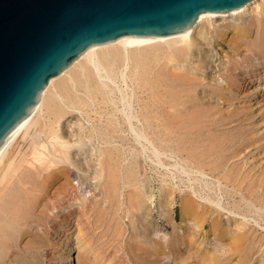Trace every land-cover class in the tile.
<instances>
[{"label":"bare ground","instance_id":"obj_1","mask_svg":"<svg viewBox=\"0 0 264 264\" xmlns=\"http://www.w3.org/2000/svg\"><path fill=\"white\" fill-rule=\"evenodd\" d=\"M214 45L220 46L221 58L216 57ZM119 78L133 85L138 105L134 112L119 108L126 99L117 97L112 85ZM260 81H264V0H248L225 12H201L192 25L171 34L123 35L88 47L48 81L30 116L0 153V264H44L37 252L49 256L48 264H69L65 240L57 241L59 246L51 253L44 250L55 229L65 225L77 232L79 223L78 239L86 251L80 254L83 264H105L98 249L109 247L100 248L103 240L97 241L92 212L105 204L114 181L130 163L142 169L140 185L149 186L144 153L157 163L151 166L153 178L165 191L160 215L168 220L172 195H177L184 223L174 230L175 241L156 238L158 223L148 217L146 198L138 195L136 203L144 215L142 232H135L133 244L139 251L136 256L120 244L113 245L118 258L136 256L140 261L135 264H155L162 252L163 258L175 253L198 259L199 264H218L224 253L230 248L237 251L233 246H238L245 253L235 258L232 252L225 261L232 262L234 254L236 264H264V248L256 257L247 253L260 238L249 237L239 222L226 230L212 215V210L219 212L217 208L190 193L197 191L201 197L218 190L227 198L225 203L239 194L242 202L264 215ZM208 84L216 87L210 89ZM233 99L244 104L226 114V107L220 106ZM42 108L44 116L34 119ZM74 109L84 111L90 125ZM20 131L27 136L26 146L12 157ZM178 159L198 171L185 186L188 190L178 191L172 181L183 182L187 170H173L158 179L160 167ZM205 175L216 178L217 188ZM102 211L99 208L97 215ZM185 214L203 220L197 223ZM229 234L232 243L223 242L220 236ZM206 245L209 249L201 248Z\"/></svg>","mask_w":264,"mask_h":264},{"label":"water","instance_id":"obj_2","mask_svg":"<svg viewBox=\"0 0 264 264\" xmlns=\"http://www.w3.org/2000/svg\"><path fill=\"white\" fill-rule=\"evenodd\" d=\"M248 0H0V153L48 81L92 45L160 36Z\"/></svg>","mask_w":264,"mask_h":264},{"label":"rangeland","instance_id":"obj_3","mask_svg":"<svg viewBox=\"0 0 264 264\" xmlns=\"http://www.w3.org/2000/svg\"><path fill=\"white\" fill-rule=\"evenodd\" d=\"M219 48L220 46H215L214 49H216V57L219 56L221 58L222 51ZM224 49H227V47L224 46ZM242 67L247 68L244 63H242ZM123 72H125V70H123ZM217 77H220V75H217ZM222 83L224 84L225 80H222ZM129 84H131L129 80H128V85H127L124 81H122L119 78V80H116V82H114L112 85L117 88L116 89L118 91V93H116L117 97L118 96L120 97V95H124L125 96V97L123 96L124 99L126 98L124 105L122 106L121 104L119 108L120 107L125 108V110L127 111L129 110L131 112L132 111L134 112L135 110L138 109V105L136 104L134 100L135 99L134 95L132 93L133 85H129ZM258 85H260V87H262L263 89L262 90L263 95L260 101L261 104L259 106L264 111V81L262 82L260 81ZM206 86L210 89H214L216 87L215 84L213 85L208 84ZM52 90L57 95L58 92L55 90L54 87ZM79 93L83 94L82 92H79ZM127 99H129L130 101ZM127 102L129 103V105ZM227 104L220 106V107H226V110H224L226 114L228 110L237 111V109L235 108L238 106V104L243 105L244 102L238 103L237 99L236 101L235 99H233L227 102ZM73 112L77 113L81 117L84 124L90 125L91 119L86 115L84 111L74 109ZM91 114L93 115L94 112H91ZM39 115L41 116V118L44 116V108H42L39 112H37L34 115V119H37V116L39 117ZM231 116L233 117V115ZM231 122L232 124L234 123L233 120ZM16 139H18V141ZM25 140H27L26 134L20 131L15 137V141H14L15 143H13V146L15 147L12 148L13 149L12 157H14L15 151L16 153H18L19 150L22 149L23 151L25 149L24 147L26 146ZM22 146L24 148H22ZM144 154L147 156L146 153ZM146 156H145V159H143V156L141 157H142V160L144 161V163L143 162L142 163L144 164V170L146 172V175L150 179L149 186L142 187L140 185L139 178L142 177V175H140L142 173V169L141 170L139 169L140 167L139 165H134V163H130L129 166L122 171L121 176L114 181L116 185L112 186V190L110 192V195L107 196L106 198L107 200L105 204L103 206H98V207L96 206L92 212V216H93L92 220H94V223L97 226L94 232L97 233V236H99L97 241L103 240V243L101 244L100 248L107 249L109 247L107 250H104V251H102L101 249H98V253L101 252L99 254L100 257L102 256L103 259L106 258L104 262L105 264H119L120 260H121L120 264H135L136 261H140V260H136L137 259L136 256L139 251V248H135L133 244V241L135 240V236H134L135 232L137 233L142 232L143 220H141V218H143V215H144V213L140 211L136 203L138 195L141 194L142 197L146 198L145 201L147 205V210L148 208L150 210V216L148 214V217L152 219L153 221H155L156 223H158V230L156 231V238L164 237V239H166L167 241L168 240L175 241L176 238H175L174 230H178V228L176 227L183 225L184 223L182 221L183 210L180 206L177 195H172L173 198H172V203L170 205V210L168 211V214H169L168 220H166L164 217H162V215H160L161 204H163L164 202L165 191H163V188L160 187L161 182H158L154 180L153 178V169L151 168V166L157 165V163L155 162L153 157L151 156L146 157ZM171 164H173L174 166ZM160 168H161L160 169L161 173L160 174L157 173L158 179H159V175L162 176V175H166L167 173H168L167 175H169V173L172 172L173 170H178V171L187 170L188 171L187 173L190 176L189 179H186L187 173H184V175H182L184 179L183 182H178L176 178L172 179L173 185L178 191L183 190V189L188 190V188H185V186L190 185V183L193 181V179L191 178L192 175L198 173L196 167H186L183 161L180 159H178V161L176 162L172 161L171 163H165ZM162 170L166 173H163ZM204 178L207 181L210 180L211 183H213V185L217 188L218 183L214 181L216 180V178L214 177L210 178L209 175L208 176L205 175ZM175 193L179 194V192L177 191ZM190 193L197 201L206 202L212 205L213 207H215V209L217 208L219 212L212 210V215H214L215 217L219 219V222L222 224V227L225 228L226 230H229L230 228L234 226V224H237L239 222L243 225V228H247L246 234H248L249 237L256 236L257 238H260V241L255 244V247L252 250L247 249L248 255L256 257L258 255L263 254L262 248H264V215L258 214V208L256 206L248 205L242 202V200H240V197L238 196L239 194L238 195L235 194L234 197L231 196L228 203H225L227 202V198H225V196H223L222 193H220L218 190L216 193L211 194L210 196L201 194V197L199 196L197 191L196 193H192V192ZM96 199L100 200L101 196L99 194L96 195ZM261 199L262 201H264V198H261ZM244 200L246 202H250V199L248 197H244ZM231 205H233L234 207H230ZM101 207H103L102 214L99 212V214L97 215V210ZM185 216L188 219H190L191 217L192 218L194 217V216L188 217L186 214ZM193 220L199 223L203 219L201 217L200 218L195 217L193 218ZM65 227L67 226L63 225L61 229L54 230L55 233L53 232L52 234V238H54V240L52 238L51 240L48 239L49 241L47 242L48 244H47L46 250L44 251H48L50 253L52 251H55L56 247L59 246L57 245L58 244L57 241L59 242V241L65 240V246H66L65 255L70 257L69 264H83L80 254H84L86 251L83 250L82 248L83 246L81 243L82 241H79L78 239L80 235L79 232L82 230L81 229L82 224L79 223L77 225L76 227L77 232H75V230L74 232H72V228L70 226H68L66 229ZM205 229H207V226ZM63 231H65V235H62ZM89 235L91 239L95 240V238L91 237V233ZM208 236L211 237V233H209ZM152 237L155 238L154 236ZM169 237L170 239H167ZM220 237L222 238L223 242L225 241V242L232 243L231 234H229L228 236L221 235ZM80 240L82 239L80 238ZM117 244L118 245L120 244L119 246L120 248L124 246L126 250L129 251V253L132 252L136 254V256H134L133 258V256L130 257L126 255L123 259L118 258L117 257L118 254H115L114 248H113V245L116 246ZM249 244H250L249 240L247 239L246 248L249 246ZM209 247L210 245H206L205 247H201V248L207 250L209 249ZM228 247L229 246L226 245L225 249ZM212 248L213 247H211V249ZM166 249L167 248H165V250ZM180 249L187 251L186 247H182V248L180 247ZM211 249H210V253H212L213 251ZM230 249L229 250L226 249L228 250V252L224 253L225 256H222V259H220V263L218 264H222L225 261V259H227L229 254H231L232 252L236 253L235 258H238L239 254L245 253L244 251H241L242 249L239 248L238 246H233V249H238L237 251H232ZM190 253L193 254L192 252ZM37 255L40 258H42V260L44 261V264H48L47 262H48L49 256L45 258L44 256H40L38 252H37ZM235 258L233 254V261L232 262L225 261V263L223 264H226V263L229 264V262L230 264H236L234 263ZM197 260L198 259H195V261H193L192 257L190 256L184 257L183 255H178L175 253L170 255L169 258H163L162 252H161L160 254H157V259H156L155 264H199Z\"/></svg>","mask_w":264,"mask_h":264}]
</instances>
